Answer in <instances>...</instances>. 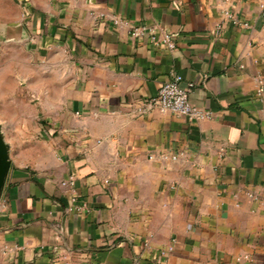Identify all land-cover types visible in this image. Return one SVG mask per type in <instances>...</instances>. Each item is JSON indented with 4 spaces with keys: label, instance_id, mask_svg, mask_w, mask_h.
I'll list each match as a JSON object with an SVG mask.
<instances>
[{
    "label": "crops",
    "instance_id": "1",
    "mask_svg": "<svg viewBox=\"0 0 264 264\" xmlns=\"http://www.w3.org/2000/svg\"><path fill=\"white\" fill-rule=\"evenodd\" d=\"M28 18L53 104L35 156L10 155L0 264H264L261 0H38ZM173 75L212 119L146 106Z\"/></svg>",
    "mask_w": 264,
    "mask_h": 264
},
{
    "label": "rangeland",
    "instance_id": "2",
    "mask_svg": "<svg viewBox=\"0 0 264 264\" xmlns=\"http://www.w3.org/2000/svg\"><path fill=\"white\" fill-rule=\"evenodd\" d=\"M32 10L38 11V0H0V127L13 157L35 156L46 138L42 127H50L53 104L50 93L38 90V39L20 32L31 25Z\"/></svg>",
    "mask_w": 264,
    "mask_h": 264
},
{
    "label": "built area",
    "instance_id": "3",
    "mask_svg": "<svg viewBox=\"0 0 264 264\" xmlns=\"http://www.w3.org/2000/svg\"><path fill=\"white\" fill-rule=\"evenodd\" d=\"M261 8L264 9V0H261ZM226 16L232 18V14L226 13ZM117 23V20L114 21ZM149 35L151 43L156 45H163L169 50H175L177 48V42L175 37L168 32H163L162 35H159L156 28L148 27L145 25H137L132 27L130 35L134 39H139ZM183 77L181 75H173L160 89L157 96L152 98L146 103V106L151 109H157L164 114H173L179 117H183L192 122H202L210 120L213 118V113L210 111L204 110L193 105L189 100V95L194 87L193 84H189L188 87H181V82ZM261 88L260 92L264 91L263 81L260 80ZM163 160L171 159L176 161L178 159L177 155L165 154L162 156ZM73 178L64 183L72 184ZM169 251H173V247L169 248Z\"/></svg>",
    "mask_w": 264,
    "mask_h": 264
},
{
    "label": "water",
    "instance_id": "4",
    "mask_svg": "<svg viewBox=\"0 0 264 264\" xmlns=\"http://www.w3.org/2000/svg\"><path fill=\"white\" fill-rule=\"evenodd\" d=\"M11 168L10 146L6 143L0 127V202Z\"/></svg>",
    "mask_w": 264,
    "mask_h": 264
}]
</instances>
